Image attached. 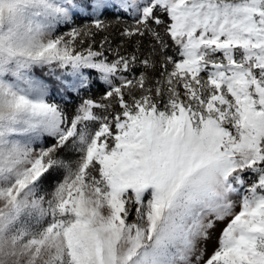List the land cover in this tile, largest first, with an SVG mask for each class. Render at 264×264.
Masks as SVG:
<instances>
[{"label": "snow or ice", "instance_id": "obj_1", "mask_svg": "<svg viewBox=\"0 0 264 264\" xmlns=\"http://www.w3.org/2000/svg\"><path fill=\"white\" fill-rule=\"evenodd\" d=\"M0 264H264V0H0Z\"/></svg>", "mask_w": 264, "mask_h": 264}, {"label": "trees", "instance_id": "obj_2", "mask_svg": "<svg viewBox=\"0 0 264 264\" xmlns=\"http://www.w3.org/2000/svg\"><path fill=\"white\" fill-rule=\"evenodd\" d=\"M105 15L110 18L112 16V13L109 11V12H106ZM111 38L113 39L114 44L119 42V36H118V30L117 29L113 28ZM65 94H67V95H65V101L68 105V108L74 109L76 103L79 102V98L72 92H66ZM83 94L84 93L82 92L81 95H83Z\"/></svg>", "mask_w": 264, "mask_h": 264}, {"label": "rangeland", "instance_id": "obj_3", "mask_svg": "<svg viewBox=\"0 0 264 264\" xmlns=\"http://www.w3.org/2000/svg\"><path fill=\"white\" fill-rule=\"evenodd\" d=\"M37 74L40 75L39 72ZM47 79H48V82L51 84L52 83L51 78H47ZM65 95H67V94H64V97H65ZM57 99L59 100V99H61V97H57ZM218 235H219L218 229L217 230H213V232L211 233V239L208 241V249H209V252H211L212 248L215 246L216 239H217Z\"/></svg>", "mask_w": 264, "mask_h": 264}]
</instances>
